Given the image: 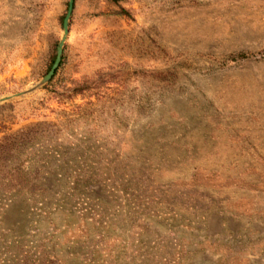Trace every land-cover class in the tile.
<instances>
[{"label": "rangeland", "instance_id": "374dc122", "mask_svg": "<svg viewBox=\"0 0 264 264\" xmlns=\"http://www.w3.org/2000/svg\"><path fill=\"white\" fill-rule=\"evenodd\" d=\"M68 1L0 0V264H264V0H74L40 84Z\"/></svg>", "mask_w": 264, "mask_h": 264}, {"label": "water", "instance_id": "95a60500", "mask_svg": "<svg viewBox=\"0 0 264 264\" xmlns=\"http://www.w3.org/2000/svg\"><path fill=\"white\" fill-rule=\"evenodd\" d=\"M73 1L74 0L68 1V9H67L66 15L63 19V35L61 36V39L59 40L58 45H57L55 60L52 64L51 68L47 72V74L41 79L40 84H44L45 82H47L52 77L55 69L57 68V66L61 60L62 51H63V44H64V41H65V38H66V35L68 32L69 18H70L71 11L73 8Z\"/></svg>", "mask_w": 264, "mask_h": 264}, {"label": "trees", "instance_id": "16d2710c", "mask_svg": "<svg viewBox=\"0 0 264 264\" xmlns=\"http://www.w3.org/2000/svg\"><path fill=\"white\" fill-rule=\"evenodd\" d=\"M112 1L116 2V1H118V0H112ZM122 12H126V11H125L124 9H122ZM126 14H127V13H126ZM55 57H56V55L54 54V55L52 56V59H51V62H50V64H49L48 69L51 68V66H52V64H53V62H54V60H55ZM56 71H57V69H55L53 76L56 74ZM52 78H53V77H52Z\"/></svg>", "mask_w": 264, "mask_h": 264}]
</instances>
